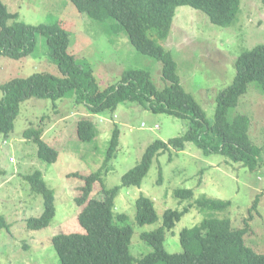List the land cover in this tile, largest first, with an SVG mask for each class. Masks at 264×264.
Wrapping results in <instances>:
<instances>
[{"label": "rangeland", "instance_id": "374dc122", "mask_svg": "<svg viewBox=\"0 0 264 264\" xmlns=\"http://www.w3.org/2000/svg\"><path fill=\"white\" fill-rule=\"evenodd\" d=\"M1 1L11 13L18 14V21L26 24H63L71 35L69 53L77 62L84 60L92 67L101 90L117 85L123 73L130 70L149 72L160 90L168 85L162 63L137 51L125 32L116 34L108 24L111 19L92 20L68 0ZM13 21L16 20L9 24ZM153 39L171 53L182 86L201 105L208 123L213 124L217 97L233 83L236 60L264 44V3L241 0L237 18L225 27L213 24L200 10L180 6L169 36ZM37 41L35 54L29 59L15 61L0 57V85L35 73L61 76L58 66L49 58L45 39L39 35ZM255 86L249 85L227 117L232 121L238 114L247 115L251 121V141L264 146V93ZM84 118H90L98 128L96 138L90 143L81 141L77 135L78 122ZM189 125V120L154 113L132 102L120 105L113 115H91L74 97L56 102L26 100L15 120L14 131L8 137H0V221L5 225L0 227V264H61L53 237L61 233H85L78 221L82 207L75 202L81 196L84 181L71 174L88 176L100 171L102 180L95 184L92 196L101 199L104 188L122 187L123 176L140 164L153 143L179 138ZM116 127L120 130L118 150L107 162ZM29 128L43 130V140L58 152L57 162L48 164L38 157L37 144L24 137ZM261 158L263 165L250 172L241 163L221 154L204 153L194 143H187L182 151L171 150L157 156L141 187H122L115 200V212L126 214L128 224L134 229L131 254L141 259L152 251L142 241L141 234L161 226L166 210H182L203 197L231 202V206L223 212H212L199 209L194 202L173 233L168 232L165 249L169 253L183 251L180 233L184 228H191L203 219L218 218L230 219L237 229L248 227L246 245L264 254V154ZM36 171L42 173L55 192L56 215L48 227L32 231L27 227L28 220L40 217L44 211L42 195L34 193L25 179ZM179 189L192 190L194 200L181 203L175 195ZM141 196L154 201L159 216L157 223L137 224V200ZM257 198V207L250 214Z\"/></svg>", "mask_w": 264, "mask_h": 264}, {"label": "trees", "instance_id": "16d2710c", "mask_svg": "<svg viewBox=\"0 0 264 264\" xmlns=\"http://www.w3.org/2000/svg\"><path fill=\"white\" fill-rule=\"evenodd\" d=\"M68 1L92 20L111 19L112 22L108 24L116 34L125 32L137 51L162 63L163 77L168 85L160 90L149 72L130 70L123 73L117 85L101 90L92 67L84 60L77 62L74 55L69 53L71 35L63 24L54 22L36 26L18 21V14L11 13L0 0V57L15 61L29 59L35 54L40 35L46 41L49 58L61 73V76L35 73L26 78H12L0 85V137H8L14 131L21 105L31 98L56 102L74 97L75 102L86 107L91 115H113L120 105L132 102L154 113L189 120L190 125L179 138L168 143L161 140L153 143L140 164L123 176L122 187H141L157 156L171 150L182 151L187 143H194L206 154H221L235 163H241L250 172L263 165L261 156L264 146L254 145L251 141L250 118L238 114L229 121L227 115L247 93L250 84L254 83L264 93V44L238 57L233 83L217 97L215 121L210 124L201 105L182 86L171 53L153 39L154 36L159 39L169 36L176 9L180 6L200 10L213 24L225 27L237 18L241 0ZM12 20L16 21L9 24ZM97 134L98 128L90 118L78 122L77 135L81 141L90 143ZM24 137L37 144L41 160L48 164L57 162L58 152L43 140V130L29 128L24 132ZM119 142L120 130L116 127L108 147L107 162L115 157ZM71 175L84 181L81 196L75 198V202L82 207L78 221L85 233H61L53 237L52 243L61 264H264V254L257 253L245 243L248 227L234 228L230 219L207 218L191 228H184L180 233L183 251L169 253L165 249L168 232L173 233L176 224L190 212L194 202L199 209L212 212H223L231 206V202L206 197L193 201L194 192L181 189L175 191L180 202L193 203L182 210H166L161 226L154 231L143 232L141 239L152 251L137 259L130 251L134 229L128 224V216L115 212V200L122 187L104 188V196L97 199L92 194L95 184L102 180L100 171L88 176ZM25 179L31 190L43 197V213L27 222L29 230L38 231L48 227L55 218V192L40 171ZM257 203L258 198L250 214ZM158 221L154 201L141 196L137 200V224L145 226ZM0 224V227L5 226L1 221Z\"/></svg>", "mask_w": 264, "mask_h": 264}, {"label": "built area", "instance_id": "2783aa9c", "mask_svg": "<svg viewBox=\"0 0 264 264\" xmlns=\"http://www.w3.org/2000/svg\"><path fill=\"white\" fill-rule=\"evenodd\" d=\"M11 162H14V159L13 158H11Z\"/></svg>", "mask_w": 264, "mask_h": 264}, {"label": "clouds", "instance_id": "9594fccd", "mask_svg": "<svg viewBox=\"0 0 264 264\" xmlns=\"http://www.w3.org/2000/svg\"><path fill=\"white\" fill-rule=\"evenodd\" d=\"M10 161H11V159H10Z\"/></svg>", "mask_w": 264, "mask_h": 264}]
</instances>
